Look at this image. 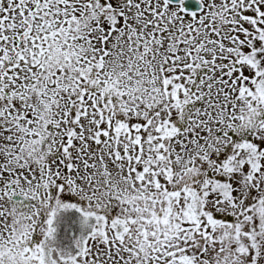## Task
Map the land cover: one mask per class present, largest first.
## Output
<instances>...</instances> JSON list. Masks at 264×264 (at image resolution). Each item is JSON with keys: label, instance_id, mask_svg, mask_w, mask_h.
<instances>
[{"label": "snow or ice", "instance_id": "obj_1", "mask_svg": "<svg viewBox=\"0 0 264 264\" xmlns=\"http://www.w3.org/2000/svg\"><path fill=\"white\" fill-rule=\"evenodd\" d=\"M0 264H264V0H0Z\"/></svg>", "mask_w": 264, "mask_h": 264}]
</instances>
